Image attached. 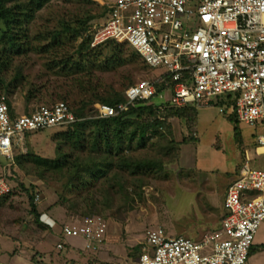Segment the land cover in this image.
<instances>
[{
    "label": "rangeland",
    "instance_id": "rangeland-1",
    "mask_svg": "<svg viewBox=\"0 0 264 264\" xmlns=\"http://www.w3.org/2000/svg\"><path fill=\"white\" fill-rule=\"evenodd\" d=\"M107 2L110 0H49L36 12L27 25L26 53L12 56L7 70L0 72V101H8L14 115L60 100L93 115L97 102L90 100L117 97L127 85L156 77L157 71L149 70L125 44L117 48L116 42L109 43L93 50L89 45L80 52L82 38L105 20ZM54 36H58L55 41ZM114 49L120 50L124 62L107 67L105 60ZM75 63H81V71L71 68ZM67 64L71 67L61 72L60 67ZM49 65H55L54 70H47ZM34 88L39 92L27 100L26 93ZM219 97L187 109L192 114L189 122L185 117H169L168 103L150 99L145 105L153 111L131 120L134 126L150 127L145 146L133 143L127 154L160 161L161 170L131 175L109 168L105 176L87 178L84 187L70 185L64 173L38 170L25 159L15 162L26 153L57 158L59 142L54 138L64 131L63 126L25 135L14 146L12 159L0 156V176L12 190L0 197V262L35 264L43 255L49 261L51 254L59 256L60 252H53V243L58 242L55 233L62 224L94 215L118 222L122 235L119 242L103 243L98 251L82 248V256H91L88 264H132L145 247L146 232L155 227H161L167 236L194 240L212 232L220 221L226 186L244 163L246 151L255 146L253 128L239 124L221 106ZM190 129L193 140L184 143ZM124 148L127 151L128 144ZM62 150L69 151L64 146ZM257 150L264 152V148ZM257 160L250 167L264 169V158ZM35 194L39 200L33 202L48 227L35 225L30 215L29 195L35 198ZM261 231L253 240L250 264H264V224Z\"/></svg>",
    "mask_w": 264,
    "mask_h": 264
},
{
    "label": "built area",
    "instance_id": "built-area-1",
    "mask_svg": "<svg viewBox=\"0 0 264 264\" xmlns=\"http://www.w3.org/2000/svg\"><path fill=\"white\" fill-rule=\"evenodd\" d=\"M106 6L105 20L89 33L90 46L125 44L157 75L129 85L123 102L97 103L95 117L115 116L137 101L196 107L233 94L237 122L252 127L256 147L264 148V0H110ZM77 120L63 100L19 115L0 101V156L12 159L27 134ZM10 190L0 176V197ZM224 207L219 227L197 240L167 236L161 227L148 230L132 264H250L249 249L264 221V169L244 162L226 188ZM106 229L100 216L62 224L55 247L77 238L95 249Z\"/></svg>",
    "mask_w": 264,
    "mask_h": 264
},
{
    "label": "trees",
    "instance_id": "trees-1",
    "mask_svg": "<svg viewBox=\"0 0 264 264\" xmlns=\"http://www.w3.org/2000/svg\"><path fill=\"white\" fill-rule=\"evenodd\" d=\"M9 2H11V0H0V72L4 69L7 70L12 56L23 55L26 53L27 48H29L27 43V25L34 19L36 12L48 3L49 0H15L12 4H9ZM104 9L107 14V7H104ZM75 36H77V33H75L73 37ZM56 38H58V36H54L52 40L55 41ZM109 43L115 42H106L98 45L97 47H93L92 50L103 47ZM115 44H117V48L123 45L119 43ZM89 45L90 36L87 35L82 38L79 45L80 52L88 49ZM116 50L117 49H114L115 53L113 52L110 57L106 58L105 63L107 67H117L124 62V59L121 57L122 55L120 50ZM136 56L139 57L137 54ZM54 66L55 65H49L47 70H54ZM65 66H67L66 69ZM70 67L71 66L67 64L64 65V67H60V70L61 72H65L68 71ZM82 67L81 63H78L77 65H73L71 68L81 71ZM17 77L18 74L15 76L12 84ZM129 85H127V87ZM37 92H39V89H30L26 93L25 98L30 100L35 97ZM63 101L68 103L78 120L65 126L63 129L64 131L56 133L54 140H58L59 142L56 148V152L59 154L58 157L51 159L41 157L33 153H26L16 157L15 162L20 163L21 159H25L38 170L64 173L68 176V183L70 185H74L75 187H84L87 184V178H91L92 181L100 176H105L108 169L114 167L116 170L126 171L131 175L151 172L152 170L154 171V169L161 170L162 164L160 161L152 158L135 157L127 154L128 151H131V144L133 143L137 144L136 147L145 146L146 133L150 127L145 124H143V126H134L131 120L144 113H151L153 111L151 106L145 105L147 100L137 101L133 105L129 106L126 111L107 118H98L95 117V114L87 115L85 113V109L82 107L80 109H75L68 101ZM90 101L114 106L124 101V91L122 95L120 94L114 98L100 97L96 100ZM220 101L221 102L219 103L221 106H224L226 110L229 109L230 115L235 117L234 95L227 94L221 96ZM6 103L10 106L8 101H6ZM9 108V113L13 115L11 109ZM187 109L191 110V107H170L167 108L166 111L169 117H185L189 122V118L192 119V114H189ZM192 140V130L190 129L189 136L185 138L183 142L188 143ZM169 142L173 144V141H168L167 144H169ZM125 143L128 144L129 149L127 151L125 150L127 148H124ZM62 146L66 147L69 151H63ZM11 192L12 190H10L8 194L1 197H7ZM33 199V195H29L28 203L30 206V215L33 218L34 224L37 226L44 224L48 227L47 224L41 221L42 215L37 212L36 204L33 202ZM252 246L253 245H251L249 249V256ZM262 247H264V245H262ZM142 252L143 249L138 253V255Z\"/></svg>",
    "mask_w": 264,
    "mask_h": 264
},
{
    "label": "crops",
    "instance_id": "crops-1",
    "mask_svg": "<svg viewBox=\"0 0 264 264\" xmlns=\"http://www.w3.org/2000/svg\"><path fill=\"white\" fill-rule=\"evenodd\" d=\"M254 134L255 133L253 131V136H254V139H253L254 142L253 143L255 144V135ZM258 148H263V147H256V144H255L254 148H251V150H247L246 151V157H245L246 159H245L244 162H247L249 166L250 165H254L255 161H258L257 159L264 158V152L259 153L258 150H257ZM254 169H262V168H254ZM227 186H226V188H227ZM225 194H226V189H225L224 196H223V199H222V202H221V216H220L219 220H221L222 217L226 213V209L224 207ZM110 223H111V227L112 228H109V230H108V226L110 225ZM219 223H220V221H219ZM219 223H218V226L215 229H217L219 227ZM263 224L264 223H261L259 229L257 230V232L255 234V237H254L255 241H256V239H258V235L260 233H263L261 231V228H262ZM121 230H122V227H121V225L118 222L113 221V220L108 221L107 222V229H106L105 239H104L103 243L106 244L108 241H113V242L117 241V242H119V240L121 238V235H122L121 234ZM262 235L264 236V234H262ZM262 235H261V237H263ZM55 236H56L57 241H59L60 240L59 239L60 238L59 232H56ZM62 242H63V249L61 251L57 250L56 247L53 246L54 247L53 252L54 251L60 252L59 256H54L53 254H51L50 260L47 261L46 260V255H43L40 259H38L39 261L38 260L36 261L35 264H88L89 263L88 259L91 256L90 255H87V256H82L81 255L82 254V251H81L82 248L84 250H87V249L84 248V241L82 239L67 238V239H64V241H62ZM103 243L100 246H98L97 248L93 249V250H96V251H98L97 249L100 250L102 248L101 246L104 245ZM54 244H56V243H53V245ZM261 244L264 245V242H262ZM77 245H78V247H77ZM80 245H81V248H80ZM66 246H67V249L64 248ZM64 249L66 250V253L62 254ZM4 264H10V262L7 261V262H4Z\"/></svg>",
    "mask_w": 264,
    "mask_h": 264
}]
</instances>
